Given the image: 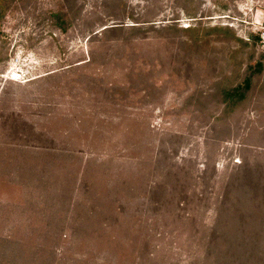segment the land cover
<instances>
[{
  "label": "rangeland",
  "instance_id": "obj_1",
  "mask_svg": "<svg viewBox=\"0 0 264 264\" xmlns=\"http://www.w3.org/2000/svg\"><path fill=\"white\" fill-rule=\"evenodd\" d=\"M263 34L264 0H0V264H264Z\"/></svg>",
  "mask_w": 264,
  "mask_h": 264
},
{
  "label": "built area",
  "instance_id": "obj_2",
  "mask_svg": "<svg viewBox=\"0 0 264 264\" xmlns=\"http://www.w3.org/2000/svg\"><path fill=\"white\" fill-rule=\"evenodd\" d=\"M263 36H264V34H263ZM263 36H262V37H263ZM263 39H264V37H263Z\"/></svg>",
  "mask_w": 264,
  "mask_h": 264
}]
</instances>
